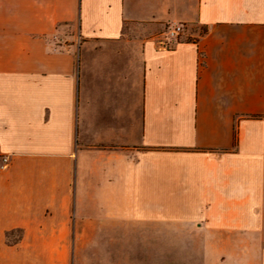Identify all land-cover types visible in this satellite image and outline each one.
<instances>
[{
	"label": "crops",
	"instance_id": "1",
	"mask_svg": "<svg viewBox=\"0 0 264 264\" xmlns=\"http://www.w3.org/2000/svg\"><path fill=\"white\" fill-rule=\"evenodd\" d=\"M3 158L0 264H264V0H0Z\"/></svg>",
	"mask_w": 264,
	"mask_h": 264
},
{
	"label": "built area",
	"instance_id": "2",
	"mask_svg": "<svg viewBox=\"0 0 264 264\" xmlns=\"http://www.w3.org/2000/svg\"><path fill=\"white\" fill-rule=\"evenodd\" d=\"M184 34V26L182 25H171L163 34V40L160 41V45L163 48H167L169 41H177ZM7 158L1 160L0 169H5Z\"/></svg>",
	"mask_w": 264,
	"mask_h": 264
},
{
	"label": "rangeland",
	"instance_id": "3",
	"mask_svg": "<svg viewBox=\"0 0 264 264\" xmlns=\"http://www.w3.org/2000/svg\"><path fill=\"white\" fill-rule=\"evenodd\" d=\"M170 25H168V26H166L165 27V31L167 30V28L169 27ZM164 31V32H165ZM164 252V254H165V258H164V260L163 261H165V262H167V258L169 259V261H175L174 260V254L175 253H180L179 251H163ZM171 259V260H170ZM178 264H179V262H178ZM185 264H187V263H185ZM193 264H195V262L193 263Z\"/></svg>",
	"mask_w": 264,
	"mask_h": 264
}]
</instances>
